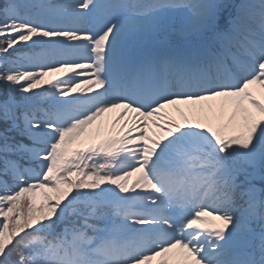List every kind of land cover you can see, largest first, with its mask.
I'll return each instance as SVG.
<instances>
[{"label":"snow or ice","instance_id":"obj_1","mask_svg":"<svg viewBox=\"0 0 264 264\" xmlns=\"http://www.w3.org/2000/svg\"><path fill=\"white\" fill-rule=\"evenodd\" d=\"M0 264H264V0H0Z\"/></svg>","mask_w":264,"mask_h":264}]
</instances>
